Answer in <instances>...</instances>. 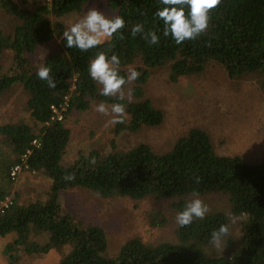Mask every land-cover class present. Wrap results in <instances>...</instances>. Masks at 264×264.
<instances>
[{"label":"trees","instance_id":"16d2710c","mask_svg":"<svg viewBox=\"0 0 264 264\" xmlns=\"http://www.w3.org/2000/svg\"><path fill=\"white\" fill-rule=\"evenodd\" d=\"M90 1L0 0L5 14L0 26V98L22 86L29 116V121L0 126L2 144L9 151L5 158L0 155V238L8 239L4 254L12 263L22 256H44L52 258L49 264H264V154L258 149L250 153L254 158L263 155L257 161L246 159L249 153L243 152L250 147L248 141L260 138L264 125L238 144L242 155L221 154L210 134L196 127L162 154L145 144L128 151H117L114 145L107 153L80 152L64 164L71 141L65 120L73 111H88L96 103L122 104L125 116L116 123L115 135L162 125L163 112L146 96L152 70H167L170 82L177 83L200 78L208 66L216 65L227 79L256 77L264 91V0H220L210 10L205 32L181 44L162 34L163 21L154 15L160 0H106L112 14L123 18L124 27L96 48H68L60 21L80 13ZM135 24H142L143 32L132 36ZM149 31L158 36V43L148 42ZM45 47L43 62H32L30 56ZM10 51L13 60L6 68ZM99 52L119 57L118 72L126 79L120 91L130 92L123 99H118L120 93L101 95L102 86L89 76L87 66ZM40 66L49 67L54 88L37 77ZM130 69L139 73L133 81H127ZM53 106L66 109L63 121L52 119ZM16 166L46 176L50 187L45 195L21 202L13 187L20 173L13 177ZM82 189L104 199H150L156 205L170 200L177 213L188 201L209 195L222 197L223 204L209 207L203 219L187 227L177 226L173 241L149 243L136 237L113 248L105 229L62 201L65 192ZM165 223L163 214L154 211L153 226ZM221 224L228 226V234L217 248L209 241ZM42 234L48 235L45 242Z\"/></svg>","mask_w":264,"mask_h":264},{"label":"rangeland","instance_id":"374dc122","mask_svg":"<svg viewBox=\"0 0 264 264\" xmlns=\"http://www.w3.org/2000/svg\"><path fill=\"white\" fill-rule=\"evenodd\" d=\"M93 8L110 18L114 16L107 8L106 0H91L80 13L61 19L63 28L66 29ZM4 17L5 14L0 10L2 27L5 24ZM107 39L102 38L101 42ZM47 50L48 47H45L37 51L36 55H31L32 62L40 65L47 55ZM12 60L13 53L10 51L5 55L6 68L11 65ZM151 74L145 87L146 96L163 112L162 125L145 128L136 133L126 131L115 135L116 123L112 122L111 106L104 104L108 109L107 114L96 111V107L103 103L93 104L91 109L85 112L73 111L65 120L71 130V141L64 156L65 165L75 160L80 152L97 149L107 153L113 150L114 145L117 151H128L139 144H145L154 152L162 154L170 150L190 129L196 127H201L210 134L215 148L221 154L242 155L244 152L246 155L249 153L246 159L257 160L263 157L258 155L254 158L250 153L258 149L264 154V131L258 132L259 139L248 141L250 147L243 148V152L238 145L246 143L247 138L257 134L258 127L264 125V91L256 77L227 79L223 69L216 65L208 66L200 78H181L177 83L170 82L168 71L165 69L152 70ZM121 93L130 94L129 89ZM27 99L28 94L22 86H16L3 94L0 98V126L29 121L26 112ZM2 141L0 136V155L4 154L5 158L9 151ZM13 182V187L21 194V202L25 204L45 195L50 187L49 180L42 173L24 170L20 171ZM200 200L208 208L223 204L222 197L216 195H209ZM62 201L71 209L87 214L94 224L105 229L111 237L113 248L117 243L120 245L127 239L136 237L149 243L175 240L177 212L171 208L170 200H162L156 205L150 199L141 202L127 197L104 199L82 189L65 192ZM154 211L161 212L166 218L162 227L153 226ZM236 227L234 219L231 228L233 233ZM233 233L230 232V236H233ZM42 235L45 242L48 235ZM7 243V238H0V264H49L52 259H46L44 256H22L12 263L4 254ZM66 248L70 247L63 249ZM52 256L53 253L48 255ZM55 256L59 258L56 253Z\"/></svg>","mask_w":264,"mask_h":264},{"label":"clouds","instance_id":"9594fccd","mask_svg":"<svg viewBox=\"0 0 264 264\" xmlns=\"http://www.w3.org/2000/svg\"><path fill=\"white\" fill-rule=\"evenodd\" d=\"M220 3V0H160V7L154 13L163 21V36L169 35L176 44L186 40L199 37L208 28L210 10ZM187 9V12L185 11ZM124 20L121 16L108 17L95 8L88 10L82 18L73 22L63 32L61 38L68 48H77L87 51L96 48L102 38L112 37L119 29L124 27ZM143 32L142 24H135L131 28V35L135 36ZM150 44L158 43V36L149 31L147 33ZM120 59L116 54L110 57L99 52L88 64L89 76L101 85L100 94L103 96H114L120 93L118 99H123L122 86L126 83L124 76L118 72ZM36 75L39 79L47 81L49 88L56 86L55 80L50 76V69L47 66H40ZM139 73L130 69L127 81L137 79ZM96 111L107 114L108 109L104 104L96 107ZM113 123L123 122L125 107L116 103L111 106ZM67 179H72L71 176ZM195 195V193H194ZM208 212L207 205L199 198L188 201L182 210L175 216L176 224L181 227L191 225L196 219H203ZM228 234V226L221 224L218 229L211 232L210 244L220 247L224 237Z\"/></svg>","mask_w":264,"mask_h":264},{"label":"built area","instance_id":"2783aa9c","mask_svg":"<svg viewBox=\"0 0 264 264\" xmlns=\"http://www.w3.org/2000/svg\"><path fill=\"white\" fill-rule=\"evenodd\" d=\"M52 111H53V114H54V117L52 118L53 120L54 119H57L58 121H63V118H64V113L66 112V109H63L62 111H59L56 107H52ZM21 171V167L20 166H16L12 172V175L13 177L16 176V174Z\"/></svg>","mask_w":264,"mask_h":264}]
</instances>
